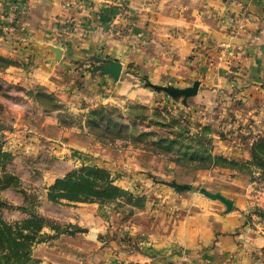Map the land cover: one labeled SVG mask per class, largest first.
I'll return each instance as SVG.
<instances>
[{
    "label": "rangeland",
    "instance_id": "rangeland-1",
    "mask_svg": "<svg viewBox=\"0 0 264 264\" xmlns=\"http://www.w3.org/2000/svg\"><path fill=\"white\" fill-rule=\"evenodd\" d=\"M12 1L8 0L9 7ZM250 1L237 0L241 10ZM241 16H232L229 21L241 25ZM6 31L8 36L3 39L11 54L3 55L13 59L14 63L0 68V121L7 125L0 133H3L2 147L10 153L6 168L18 178V182L0 192L11 205L3 210L6 220L27 215L17 208L24 204L22 190L25 189L37 197L35 208L44 216L43 229L54 233L53 238L38 243L52 245L54 251L61 253L69 249L84 254L79 242H85L80 237L92 226H97L94 243L108 247L109 254L118 259L116 264H126V255L143 245L144 232L173 227L184 214L210 207L223 217L231 216L235 223L228 233H222L219 228L215 230L217 238L226 234L229 237L226 241L231 246L230 254L220 264H264V242L256 241L257 236L264 237V172L255 167L251 172L227 167L194 168L176 163L170 154L158 152L149 142L134 145L129 141L114 140L102 144L77 122L86 105L104 103L125 111L130 104L140 103L165 117L175 115L192 132L209 126L215 153L246 160L250 157L252 142L259 136L264 137V89L250 97L245 90L231 83L238 82L232 76L228 77L226 86H212V75L201 69L190 71L195 66L191 57L188 65L183 63L171 68L179 73L158 74L156 69L149 70L142 65V60L124 61L119 55L115 58L122 62L123 68L115 80L107 73L92 69L99 63L94 56L114 57L96 54L83 60L61 57V54L56 57L43 43L32 42L20 34L13 36L8 28ZM37 67L47 73H39ZM195 79L200 81L198 91L185 98L171 96L148 85L151 81L183 87ZM214 79H217L216 75ZM119 80L120 84L115 87L114 83ZM37 86L54 92L62 107L45 111L28 93ZM85 90L91 91L89 96H83ZM142 123L149 128L155 127L146 120ZM81 164L108 168L115 183L142 199L136 202L119 198L117 202L107 204L49 200L47 187L54 178ZM173 180L189 182L191 188L177 190L169 184ZM201 187L220 191L231 198V209L225 212V204L206 196L200 191ZM45 252H34L32 248L34 257L43 255L40 258L43 264H55L47 259Z\"/></svg>",
    "mask_w": 264,
    "mask_h": 264
},
{
    "label": "crops",
    "instance_id": "crops-1",
    "mask_svg": "<svg viewBox=\"0 0 264 264\" xmlns=\"http://www.w3.org/2000/svg\"><path fill=\"white\" fill-rule=\"evenodd\" d=\"M7 2L0 1V30L6 33L0 31L1 54H11L5 42L8 28L13 36L58 44L61 57L69 59L122 55L124 61L142 60V65L161 74L179 73L171 68L188 65L191 57L195 66L190 71L212 75V86H226L232 76L239 83H231L250 97L264 89V0H251L244 10L237 0H13L10 7ZM240 15L242 24H231L230 17ZM89 93L85 90L83 96ZM231 218L210 207L184 214L173 227L144 232L143 245L126 255V264H220L231 246L229 237L217 238L215 230L228 233L235 224ZM97 231L92 226L80 237L84 254L69 249L61 253L43 243L33 251H47L45 256L55 264H116L108 247L94 243ZM256 241L263 243L264 237L257 236Z\"/></svg>",
    "mask_w": 264,
    "mask_h": 264
},
{
    "label": "trees",
    "instance_id": "trees-1",
    "mask_svg": "<svg viewBox=\"0 0 264 264\" xmlns=\"http://www.w3.org/2000/svg\"><path fill=\"white\" fill-rule=\"evenodd\" d=\"M14 63L13 59L0 53V68ZM45 111L56 110L62 103L54 92L43 86L28 91ZM76 115L74 116V119ZM82 129L102 144L114 140L129 141L131 144H148L158 152L170 154L176 163L191 165L194 168L227 167L240 172H251L258 168L264 172V137H257L250 146V157L238 160L213 151L210 127L203 126L192 132L175 115L152 112L146 105L133 103L125 111L116 106L99 103L88 107L77 117ZM147 121L154 128L142 122ZM69 126L70 123L61 121ZM0 121V130L5 128ZM7 128V127H6ZM0 133V192L18 182L17 176L6 168L9 151L2 147ZM24 204L18 209L26 216L8 221L3 210L11 207L8 200L0 193V264H43L42 260L32 255L33 246L54 237V233L43 229L44 216L35 208V194L22 190ZM46 196L54 202H98L107 204L117 202L119 198L133 199L139 202L142 197L133 195L128 189L114 181L110 170L98 164H81L54 178L47 187Z\"/></svg>",
    "mask_w": 264,
    "mask_h": 264
},
{
    "label": "water",
    "instance_id": "water-1",
    "mask_svg": "<svg viewBox=\"0 0 264 264\" xmlns=\"http://www.w3.org/2000/svg\"><path fill=\"white\" fill-rule=\"evenodd\" d=\"M43 44L44 46L46 45L47 48L52 49L56 57H58L62 52V48L59 45H55L52 43H43ZM94 59L99 61V63L94 64L92 66V69L95 70L98 69L100 70L101 73H107L115 80L120 77L123 68L122 62L120 60L116 58H100L98 56H94ZM199 83L200 81L198 79H195L190 85L180 87L171 84L163 85L148 81V85L152 86L157 90H164L171 96L182 95L184 98L196 94V92L198 91ZM169 184L174 186L177 190L191 188V184L189 182H177L173 180L170 181ZM200 191L210 198H217L221 200L225 204V210H224L225 212L231 209L232 199L225 196L220 191H211L204 187H201Z\"/></svg>",
    "mask_w": 264,
    "mask_h": 264
}]
</instances>
